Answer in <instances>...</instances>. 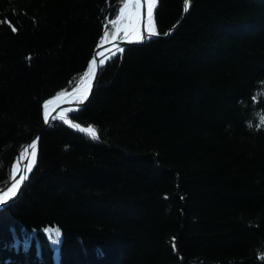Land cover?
<instances>
[{
    "label": "trees",
    "instance_id": "16d2710c",
    "mask_svg": "<svg viewBox=\"0 0 264 264\" xmlns=\"http://www.w3.org/2000/svg\"><path fill=\"white\" fill-rule=\"evenodd\" d=\"M122 1L0 0V189L40 133L0 210V264H264V0H158L161 35L105 64L69 114L98 141L43 130Z\"/></svg>",
    "mask_w": 264,
    "mask_h": 264
},
{
    "label": "snow or ice",
    "instance_id": "6c2138e0",
    "mask_svg": "<svg viewBox=\"0 0 264 264\" xmlns=\"http://www.w3.org/2000/svg\"><path fill=\"white\" fill-rule=\"evenodd\" d=\"M144 3L147 4V18L144 21V33L141 34V33L135 31V24L138 23L140 20V9L142 7V2H141V0H134V3H131L129 0V2H125L123 4V7H121L119 9V16L111 21V23L113 24V26L115 28V32H113V34H112L113 39H115L117 34L119 32H121L122 30L124 32V36L128 37L129 36V29H132L134 34L137 35L139 40H141V41L150 40L152 37L161 35L160 33H158L156 31L155 24L153 21V10L156 7L157 0H144ZM190 3H191V0H184V11L185 12H187L189 10ZM129 9H132V11L129 12L128 11ZM126 13H128L127 16H126ZM125 20H127V23L122 24V21H125ZM149 22H152L151 26H149ZM16 30L17 29L15 27L12 28L13 32H15ZM164 35H167V34H164ZM107 36H108V33L106 32L105 33V39L107 38ZM129 42H131V40H129ZM117 51L122 53L124 51V49L118 47ZM113 55H115V53H113ZM103 63H104V61H100L101 65ZM95 64H96V60L93 59L89 65V72L90 73L94 74V68L92 66ZM44 107L47 108V104H45ZM45 122L47 123V116H45ZM74 127L79 128V125H74ZM79 130L87 132L92 137V139H94V140L99 139L97 132L92 127L79 128ZM30 148H31V159H29L28 166L26 168V171H28V172L31 171V167L35 163L36 143L33 142L30 145ZM27 152H28V149H25V153L21 155V160L25 158V154H27ZM11 173H12V177H13L14 182L10 186L5 187L4 190L2 191V193H0V203H3L5 201V198H7L9 196V194L14 196L16 194L14 189H17L18 185L20 183H22L24 179H26L25 176L21 175L20 179L18 181L15 180V177L17 175V168L16 167H13L11 169ZM46 231L48 233V238L50 240V243L52 244V246L54 248L58 249V246L62 242L61 230L58 228H55V229L49 228ZM25 246H27V245H25Z\"/></svg>",
    "mask_w": 264,
    "mask_h": 264
},
{
    "label": "bare ground",
    "instance_id": "6f19581e",
    "mask_svg": "<svg viewBox=\"0 0 264 264\" xmlns=\"http://www.w3.org/2000/svg\"><path fill=\"white\" fill-rule=\"evenodd\" d=\"M125 2H129V0H123L120 8L123 7V4ZM130 2L134 3V0H130ZM141 2H142V7L140 9V20L138 23L135 24V31L143 34V32H144V21L147 18V4L144 3V0H141ZM143 7H144V9H143ZM154 10H153V21H154ZM128 11L131 12L132 9H129ZM127 15H128V13H126V16ZM118 16H119V11H118ZM123 23H127V20L122 21V24ZM154 24H155V21H154ZM151 25H152V22H149V26H151ZM115 39H121L123 41H129V40L138 41L139 40L138 36L134 34L132 29H129V36L128 37L124 36V32L122 30L121 32H119L117 34ZM107 43H108V40H107V38L105 39V36H104L101 39V41L99 43V48L96 52L97 61H99V62L104 61L107 54H109L115 50L113 47L106 46ZM97 61H96V64H97ZM96 64L92 66L94 68V74H95ZM89 65L87 67V70L85 71V73L83 74L81 79L79 80V83L74 88V90H72L69 94H65V95L61 94L62 96L58 95L54 98H51L43 104V118L44 119H45V116H47V120L52 117V121H60V122L66 123L70 126H73L72 122L69 118V114L73 111L74 107L78 103L82 102L85 99V97H87L89 90H90V87H91V82H92L93 77H94V74L89 72ZM45 104H47V108L44 107ZM88 127H92V126H88ZM88 127H84V128H88ZM92 128H94V127H92ZM85 133L92 139V137L87 132H85ZM24 153L25 152H22L20 154V159H21V155ZM29 159H31V148L30 147L28 149L27 154H25V158L21 160L23 176H24V174H26L28 172V171H26V168L28 166ZM14 167H16V166H14ZM19 179H16V180L18 181ZM13 182L14 181H12L9 184V186ZM20 184L18 185L17 189H14L15 193L19 189ZM12 196L13 195L9 194V196L5 199H8Z\"/></svg>",
    "mask_w": 264,
    "mask_h": 264
},
{
    "label": "water",
    "instance_id": "95a60500",
    "mask_svg": "<svg viewBox=\"0 0 264 264\" xmlns=\"http://www.w3.org/2000/svg\"><path fill=\"white\" fill-rule=\"evenodd\" d=\"M157 6H158V0H157V4H156V7H155V10H154V15H155V11H156V9H157ZM143 9H144V7H143ZM154 21H155V20H154ZM143 33H144V32H143ZM158 37H159V35H158V36H155V37H152L150 40H153V39L158 38ZM150 40H143V41L138 40V41H131V42H129V41H123V40H121V39H113V38H112L110 41H108V43L106 44V46H108V47H113L115 50H114L113 52L107 54V56H106L105 59H104V63H103L102 65L100 64L99 61H97V57H96V52H97V50H98V48H99V45H98V46L95 48V50H94V52H93V55H92V57H91V59H90V61H89V64L91 63V61H92L93 59H95V60L97 61L96 69H95V74H94L93 80H92V82H91V87H90L89 93H88L87 97H86L82 102L78 103V104L74 107L73 110H80V109H82V108L86 105L87 101L89 100V98H90V96H91V94H92V92H93V90H94V88H95V85H96V82H97V79H98V74H99L100 69H101L105 64H107L111 59H113L114 57H116L117 55H119V54L121 53V52L117 51V48H118V47H119V48H123V49L125 50V49H127V48H129V47H132V46H140V45H143V44L147 43V42L150 41ZM113 53H115V55H113ZM89 64H88V65H89ZM87 67H88V66H87ZM86 70H87V69H86ZM86 70H85V71H86ZM84 73H85V72H84ZM78 83H79V82H78ZM78 83H77V84H78ZM77 84H76V85H77ZM76 85L73 87L72 90H74V88L76 87ZM72 90H70V91L67 92V93H64L63 95H65V94H69ZM60 96H62V95H60ZM53 122H55V121H52V117L49 118V119L47 120V123L45 122V119H44L43 130L47 129V128H48ZM71 122H72V121H71ZM61 123H62L64 126H66L67 128L71 129L72 131H74V132H76V133H79V134H82V135H85V136H87L89 139H91V138H90V137H89L84 131H80V130H79V128H84V127H82L81 125H79V124H77V123H74V122H72V125H73V126H70V125H68V124H66V123H63V122H61ZM74 125H79V128L74 127ZM90 126L94 127L95 130H96V132H97V134H98V128H97L96 126H94V125H90ZM39 135H40V133H37V134H36V135H35V136H34L29 142H27L25 145H23V146L20 148V150H19V152H18V154H17V156H16V158H15V161H14V163H13V166H12V168H13L14 166H16V168H17V175H16V177H15V180H16V179H19L20 176L23 175V171H22V163H21V159H20V154H21L22 152H25V149H29L30 145H31L33 142L36 143V156H35V163L33 164L32 168H31V171H30V172H27L26 174H24V176L26 177V179H24L23 182L20 184V187H19V189L16 191V194H15L14 196L8 198V199H5V201H4L3 203H0V210L3 209V208H5L6 206H8V205H10V204H12V203H14V202L17 201V199L19 198V196H20V194H21V192H22V189H23L25 183H26L27 180L29 179L30 174H31L32 170L34 169L35 164H36V160H37ZM37 138H38V139H37ZM91 140H93V141H98V139H95V140H94V139H91ZM12 181H14V180H13L12 173H11V179H10L9 183H8L5 187L9 186V184H10ZM5 187H3V188L0 189V193H2V191L4 190Z\"/></svg>",
    "mask_w": 264,
    "mask_h": 264
},
{
    "label": "rangeland",
    "instance_id": "374dc122",
    "mask_svg": "<svg viewBox=\"0 0 264 264\" xmlns=\"http://www.w3.org/2000/svg\"><path fill=\"white\" fill-rule=\"evenodd\" d=\"M111 40V39H110Z\"/></svg>",
    "mask_w": 264,
    "mask_h": 264
}]
</instances>
